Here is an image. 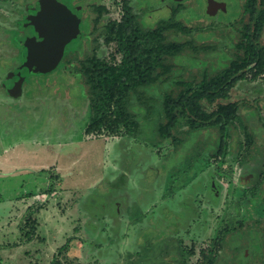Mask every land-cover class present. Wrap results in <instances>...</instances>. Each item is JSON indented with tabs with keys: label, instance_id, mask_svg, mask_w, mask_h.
<instances>
[{
	"label": "rangeland",
	"instance_id": "374dc122",
	"mask_svg": "<svg viewBox=\"0 0 264 264\" xmlns=\"http://www.w3.org/2000/svg\"><path fill=\"white\" fill-rule=\"evenodd\" d=\"M34 1L37 0H0V264H50L57 248L69 237L66 260L61 258L65 264H179V250L183 248L188 261L194 262L200 250L210 244L215 228L225 223L222 219L235 230L225 236L216 264H260L257 259L261 254L264 257V232L260 229L264 222L258 219L264 218V203L249 196L238 200L253 176L248 171L253 169L255 173L259 162L249 157L245 167L235 163L232 154L242 138L237 125L230 127L232 154L223 163L218 159L209 161V139L216 140L213 129L192 133L175 153L174 146L158 144L147 135L133 140L85 134L89 120L87 95L73 70L76 61L66 70L59 62L48 73H33L23 67V80H18L22 84L20 96L7 94L13 84L8 74L22 62L16 20ZM74 1L58 2L65 5ZM123 1L81 0V16L91 25L96 12L88 3L106 7L97 31L90 29L84 51L87 48L90 52L96 44L100 57L114 51L115 46H107L98 34L108 22H119ZM217 1L223 3V9L210 20L188 14L194 10L206 17V0H184L179 14L189 16L193 25L209 24L229 30L228 22L236 17L241 0ZM129 5L141 12L145 24H152L169 16L173 3L130 0ZM84 27L82 21L81 28ZM204 33L196 35L195 40L201 42L206 38ZM81 34L86 37V33ZM206 36L209 38V34ZM212 42L221 43L215 37L209 44ZM215 55L211 50L197 56L210 65ZM119 58L116 55L117 61ZM184 60L185 57L179 64L189 66L190 62ZM166 87L154 86L146 92L159 97ZM223 101L257 102L261 114L264 82L239 79L230 90V98L219 100ZM249 104L239 105V110L247 114L250 126L261 128L263 121ZM154 106L152 114L156 116L159 104ZM203 106L212 109L206 102ZM139 118L144 123V110ZM262 131L258 143L264 145ZM206 138L207 144L200 151ZM72 139L76 141H72L75 149L68 146ZM65 150L76 161L60 162L62 157L70 159ZM89 161L90 168L84 167ZM102 178L100 188L97 185ZM108 181L120 188L109 189ZM46 185H51L50 192L21 198L27 192H40ZM28 210L33 212L30 219L35 224V236L29 242L23 236ZM191 245L194 255L187 254Z\"/></svg>",
	"mask_w": 264,
	"mask_h": 264
},
{
	"label": "trees",
	"instance_id": "16d2710c",
	"mask_svg": "<svg viewBox=\"0 0 264 264\" xmlns=\"http://www.w3.org/2000/svg\"><path fill=\"white\" fill-rule=\"evenodd\" d=\"M183 2L184 0H172L169 16L152 24H145L141 12L137 13L129 5L130 0H124L119 22H108L98 34L103 36V43L107 46H115L114 51L109 52L107 57L96 54L98 44L93 46L90 52L87 48L85 51L83 49L86 38L90 37V29L92 28L93 32L99 28V19L106 12L105 5L90 4L96 12L91 25L87 19L80 17L81 9H77L74 4L76 0L73 4L64 3L72 36L63 49L60 65L66 70L72 61H76L74 73L85 86L89 120L84 133L127 137L133 140L147 135L151 139L154 138L158 144L167 143L174 146L175 153L183 143L189 141L192 133L213 129L216 140L209 139V161L218 159L223 163L226 157L232 154L229 150L230 127L237 125L241 129L242 138L232 154L235 163L245 167L247 160L250 161L249 157L259 162L255 173L253 169L248 171L253 172V176L250 183L244 186L238 200L249 196L251 200L259 199L264 203V145L258 143L264 130V112L259 114L261 106L257 102L241 103L252 105L258 119L263 121L261 128L257 129L249 125L247 114L240 112V103L219 102L230 98V90L239 79H260L264 82V0H241L236 17L228 22L229 30L209 24L207 27L198 23L191 24L189 16L195 14L196 18L203 16L210 20L216 14L205 17L190 10L189 16H181L179 13L184 9ZM26 12L24 9L19 16L23 17ZM18 21L19 19L16 20ZM82 21L85 22L83 29ZM202 32H205L202 36L206 38L201 42L195 40L196 35H201ZM81 33H86V37ZM212 37L221 43L209 44ZM18 48V54L24 60L25 48L20 45ZM211 50L216 53L211 64L202 63L203 57L197 55L201 52L204 55L209 54ZM116 55L120 57L118 61ZM183 57V62H190L189 66L182 67V64H179ZM164 84L167 87L161 91L159 97L147 94V88H162ZM203 102L212 106V109L209 111L205 108ZM155 103L159 104L156 116L152 114ZM142 110L144 123L139 118ZM207 139L200 151L206 146ZM114 185L108 184V188ZM51 189V185H46L38 193L27 192L21 197L30 198L39 193L46 194ZM32 214L33 212L28 210L24 220V229L27 230L23 236L27 242L35 236V224L30 219ZM222 222L225 223L215 228L209 239L210 244L200 250L196 261H188L185 248L180 249L179 264H216L225 236L235 230L225 219H222ZM258 222H264V218L258 219ZM195 229L200 234V228L197 226ZM260 229L264 232V227ZM184 235L187 234L184 232ZM70 241L71 237L66 238L65 243L57 248L50 264H65L61 258L66 260L64 252L68 249ZM193 247L191 245L187 249V254L194 255ZM261 256L262 254L257 260L264 264V257Z\"/></svg>",
	"mask_w": 264,
	"mask_h": 264
},
{
	"label": "water",
	"instance_id": "95a60500",
	"mask_svg": "<svg viewBox=\"0 0 264 264\" xmlns=\"http://www.w3.org/2000/svg\"><path fill=\"white\" fill-rule=\"evenodd\" d=\"M37 7L38 10L34 14H28L16 24L18 41L26 50L19 70L26 67L31 72L48 73L62 58L68 36L66 33L68 17L64 13L62 3L57 0H38ZM222 9V2L206 0L205 12L208 16ZM12 77L23 80L20 71H17L15 76L11 73L8 78ZM20 85L15 82L9 89L13 97L20 94Z\"/></svg>",
	"mask_w": 264,
	"mask_h": 264
},
{
	"label": "flooded vegetation",
	"instance_id": "af4514ba",
	"mask_svg": "<svg viewBox=\"0 0 264 264\" xmlns=\"http://www.w3.org/2000/svg\"><path fill=\"white\" fill-rule=\"evenodd\" d=\"M34 3H35V1H34ZM30 4V5H28L27 7V12H26V14L23 16V17H20L21 19H23L25 16H27L28 14H34L37 10H38V7H37V5H38V0L36 1V3L35 4ZM75 4V6H76V8L77 9H81V12H80V17L82 18V16H81V13H82V11L84 10V8L82 7V2H81V0H76V3H74ZM89 5L91 4V3H88ZM27 5V4H26ZM36 5V6H35ZM32 6V7H31ZM64 8V7H63ZM64 10L66 11V8H64ZM64 11V13H66ZM217 12H219V10L217 11ZM216 12V13H217ZM70 17V16H69ZM19 18V20H21ZM94 18H95V16H94ZM93 18V19H94ZM82 19H87V18H82ZM92 22H93V20H92ZM93 27V26H92ZM71 31V29H70V25L69 24H67V26H66V33L68 34V36H67V41H68V39L70 38V36H72L70 33ZM67 41H66V45H67ZM65 45V46H66ZM65 48V47H64ZM25 54H26V50H25ZM23 61V60H22ZM60 62V61H59ZM22 64V62H20L18 65H17V67H16V71H12V72H10L9 74H8V77H9V75L11 74V73H13L14 74V76H15V74H16V72H17V70L18 71H20L19 70V65H21ZM33 73H36V72H33ZM12 79H13V84H11V86H13L14 85V83L15 82H18V80L17 79H15V78H13L12 77ZM17 80V81H16ZM19 83V82H18ZM10 86V87H11ZM4 89H5V91H6V85L4 86ZM8 90V89H7ZM21 91H22V84L20 85V94H21ZM7 92V91H6ZM7 94H9V95H11L10 94V92H9V90H8V92H7ZM20 94L18 95V96H20ZM12 96V95H11Z\"/></svg>",
	"mask_w": 264,
	"mask_h": 264
},
{
	"label": "crops",
	"instance_id": "0c3cea01",
	"mask_svg": "<svg viewBox=\"0 0 264 264\" xmlns=\"http://www.w3.org/2000/svg\"><path fill=\"white\" fill-rule=\"evenodd\" d=\"M72 141H75V140L72 139V140L68 141L69 143L67 142V143H68V146H70L72 149H75L76 146L73 145V143H75L76 141H75V142H72ZM66 145H67V144H66ZM65 152L67 153V155H69V158H70V159H68V158L65 159V158L62 157L61 160H60V162H68V163L73 162L74 159H73V158L71 159L72 156H70V154H69V150H65ZM66 153H65V154H66ZM12 157L15 158V155L12 156ZM74 161H76V160H74ZM90 164H91V162L89 161L87 164L84 165V167H88V168H90V166H91ZM81 168L83 169V167H81ZM102 181H103V178H102V180L99 182V184L97 185V186H100V188H101V185H100V184H101ZM112 183L114 184V182L108 181V184H112ZM118 183L121 184V182H118ZM117 186H118V187H117ZM116 187H117V188H120L119 185H114V186L111 187V188H112V190H113V189H116ZM91 197H92V193L89 194L88 198H90V200H91ZM19 198H20V197H19ZM21 198H22V197H21ZM84 201H85V200H84ZM114 203H115V202H114ZM18 206H19V205H18Z\"/></svg>",
	"mask_w": 264,
	"mask_h": 264
}]
</instances>
